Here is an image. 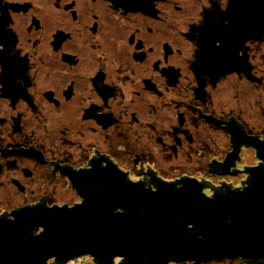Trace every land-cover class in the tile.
Wrapping results in <instances>:
<instances>
[{"label":"flooded vegetation","instance_id":"flooded-vegetation-1","mask_svg":"<svg viewBox=\"0 0 264 264\" xmlns=\"http://www.w3.org/2000/svg\"><path fill=\"white\" fill-rule=\"evenodd\" d=\"M244 7L243 0H0V228L22 210L83 206L71 175L88 189L142 185L150 193L194 180L203 202L250 187L248 171L264 163L256 148H235L229 123L263 142L264 134L251 133L242 110L228 111L219 91L225 82L232 91L253 82L243 72L213 82L196 65L207 34L239 36ZM255 45L245 40L237 59L257 79ZM203 127L225 133L230 148L203 172L181 173L205 142ZM249 151L255 165L244 163ZM236 152L227 174L213 172ZM44 232L36 227L30 235ZM226 261L253 263L168 264ZM78 263L100 264L90 254L45 260Z\"/></svg>","mask_w":264,"mask_h":264},{"label":"water","instance_id":"water-1","mask_svg":"<svg viewBox=\"0 0 264 264\" xmlns=\"http://www.w3.org/2000/svg\"><path fill=\"white\" fill-rule=\"evenodd\" d=\"M243 1L244 18L236 21L239 36L223 40L221 35L226 30L222 29L217 31L220 35L208 38L207 34L201 45L197 71L208 72L213 82L233 72H243L248 80L259 82L251 75V64L244 57L237 59V55L245 40H264V0ZM239 12L242 14V9ZM233 28L228 27V32H235ZM229 125L235 148L244 144L256 148L264 163V142L248 136L235 123ZM235 159L237 152L224 164L212 165L213 172L227 174ZM248 172L250 187L244 192L218 195L204 202L202 187L194 180L183 181L179 191L161 184L158 191L150 193L142 185L117 190L95 185L88 189L77 175H71L86 203L73 209L16 213V221L0 228V264H45L51 257L66 262L85 254L100 264H110L112 258H123L121 264L239 258L264 264V164ZM117 207L127 213H115ZM36 227H43L45 232L30 235Z\"/></svg>","mask_w":264,"mask_h":264},{"label":"rangeland","instance_id":"rangeland-1","mask_svg":"<svg viewBox=\"0 0 264 264\" xmlns=\"http://www.w3.org/2000/svg\"><path fill=\"white\" fill-rule=\"evenodd\" d=\"M255 55L252 56V64L257 75L259 82H248L244 80L243 84L237 88V91L227 89V82H225L220 88V95L223 97V102L226 104L228 111L231 109L239 110L241 113L239 117L244 121L246 128L253 134H264V40L258 41V45H255ZM219 95V96H220ZM205 142H201L196 145L200 150L195 156L189 159H184L183 164L179 166L181 173L183 172H203V167L208 162L212 161L214 157H217L219 153H222L230 148L228 136L220 131L211 130L208 127H203ZM246 156L245 164L255 165L257 159L254 154L249 151ZM186 160V161H185ZM185 161V162H184ZM205 164V165H203ZM79 264V263H78ZM210 264H237L230 261L226 262H214Z\"/></svg>","mask_w":264,"mask_h":264}]
</instances>
